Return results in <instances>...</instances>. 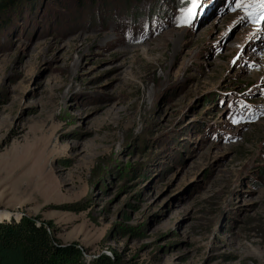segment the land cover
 I'll return each mask as SVG.
<instances>
[{
	"label": "rangeland",
	"instance_id": "1",
	"mask_svg": "<svg viewBox=\"0 0 264 264\" xmlns=\"http://www.w3.org/2000/svg\"><path fill=\"white\" fill-rule=\"evenodd\" d=\"M182 1L0 8L1 220L87 264H264V21Z\"/></svg>",
	"mask_w": 264,
	"mask_h": 264
},
{
	"label": "trees",
	"instance_id": "2",
	"mask_svg": "<svg viewBox=\"0 0 264 264\" xmlns=\"http://www.w3.org/2000/svg\"><path fill=\"white\" fill-rule=\"evenodd\" d=\"M16 2L17 0H1L0 8L13 6ZM207 2L208 8L214 4V0H199L195 18ZM184 4L191 7L190 0H183L179 6ZM151 13L154 17L156 8ZM156 18L159 19L160 15ZM239 103L244 105L243 100ZM10 214L1 211L0 218ZM51 227L55 228L50 221L26 216L19 221L0 219V264H87L79 243L62 244L50 233ZM88 264L119 263L114 256L104 254L92 259Z\"/></svg>",
	"mask_w": 264,
	"mask_h": 264
},
{
	"label": "snow or ice",
	"instance_id": "3",
	"mask_svg": "<svg viewBox=\"0 0 264 264\" xmlns=\"http://www.w3.org/2000/svg\"><path fill=\"white\" fill-rule=\"evenodd\" d=\"M191 7H189L185 13V17L182 23L190 22V19L196 14L195 10L199 6V0H190ZM245 7L250 9L247 11V16L249 18H255L259 21H264V0H240L238 7Z\"/></svg>",
	"mask_w": 264,
	"mask_h": 264
}]
</instances>
